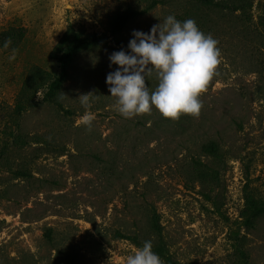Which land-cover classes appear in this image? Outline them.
Returning a JSON list of instances; mask_svg holds the SVG:
<instances>
[{
	"label": "rangeland",
	"instance_id": "obj_1",
	"mask_svg": "<svg viewBox=\"0 0 264 264\" xmlns=\"http://www.w3.org/2000/svg\"><path fill=\"white\" fill-rule=\"evenodd\" d=\"M144 4L0 0V31L25 30L0 48V264H124L147 240L163 264H243L238 248L248 264H264V216L250 229L240 217L245 190L264 199V0L236 12L167 0L115 35L127 47L133 30L148 33L170 14L211 34L220 62L198 116L118 114L106 84L117 68L109 67L112 42L77 54L53 101H42L44 86L37 105L14 114L30 68L58 74L49 54L69 25L82 35L107 32L112 15ZM146 85L154 90V76ZM88 92L97 97L90 128L78 124V96ZM210 140L219 154L211 193L190 168Z\"/></svg>",
	"mask_w": 264,
	"mask_h": 264
},
{
	"label": "clouds",
	"instance_id": "obj_2",
	"mask_svg": "<svg viewBox=\"0 0 264 264\" xmlns=\"http://www.w3.org/2000/svg\"><path fill=\"white\" fill-rule=\"evenodd\" d=\"M126 52L123 48L109 55V67L117 65L106 76L110 96L115 98L114 110L124 118L151 112L153 108L172 120L181 114L198 116L202 108L200 95L216 73L220 62L218 41L205 34L189 18L177 20L168 15L153 25L148 33L133 30ZM12 41L5 39L3 48ZM16 50L8 56L15 59ZM154 76L156 86L149 90L148 77ZM85 109L78 124L91 127L95 114L90 110L96 94H80ZM124 264H163L152 251V242L144 241L125 259Z\"/></svg>",
	"mask_w": 264,
	"mask_h": 264
},
{
	"label": "trees",
	"instance_id": "obj_3",
	"mask_svg": "<svg viewBox=\"0 0 264 264\" xmlns=\"http://www.w3.org/2000/svg\"><path fill=\"white\" fill-rule=\"evenodd\" d=\"M144 4L142 8L127 6L125 9L112 15L107 24V32L90 33L87 35L80 34L71 25L59 38L53 47L49 56L56 60L59 66V72L56 76L51 77L50 73L33 66L30 68L23 85L17 93L14 114L19 116L23 111L37 105L35 95L38 90L45 86L42 101H53L62 85L68 78V68L74 57L82 51L92 50L112 42L117 46L118 51L123 48L126 52L127 47L118 40L115 35L120 33L129 21L137 16L143 15L158 5L164 4L167 0H140ZM204 7H216L230 12L239 10H247L251 7L252 0H193ZM25 35L23 27H8L0 31V48H3L5 39L10 38L12 43L10 46L18 44ZM111 37V38H110ZM202 156L192 157L190 159L191 174L201 186L207 187L211 193L218 186L219 172L213 167L214 161L219 157L217 143L210 140L201 145ZM202 157H205L204 159ZM207 195V194H206ZM207 197L213 201L210 194ZM264 216V199L256 197L250 190L244 191V203L241 211V226L246 229L253 228L259 218ZM153 225H155L154 217H152ZM50 230L47 231L49 237ZM243 264H248L246 253L237 249ZM167 264H179L171 259L166 260ZM65 264H74L72 259H68Z\"/></svg>",
	"mask_w": 264,
	"mask_h": 264
}]
</instances>
